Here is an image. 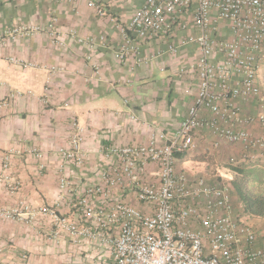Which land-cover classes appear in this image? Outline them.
<instances>
[{
  "label": "built area",
  "instance_id": "2783aa9c",
  "mask_svg": "<svg viewBox=\"0 0 264 264\" xmlns=\"http://www.w3.org/2000/svg\"><path fill=\"white\" fill-rule=\"evenodd\" d=\"M89 7L104 16L94 2ZM189 16L196 35L184 22ZM223 24L229 31L227 39L219 37ZM176 25L188 34L169 45L168 54L176 56L183 47H196L195 58L177 68L179 76L195 73L198 78L186 117L171 134L151 132L145 144L101 146L95 180L72 198L69 177L86 161L82 137L76 132L68 147L58 150L61 168L56 205L36 213L50 218L54 236L64 234L78 248L103 251L114 264H264V229L236 213L228 188L177 169V155L196 150L199 136H207L215 149L222 143L241 145L252 152L249 158L264 161V132L252 131L254 126L264 131L260 74L264 67V0H144L122 31L114 58L123 61L137 53V41L170 37ZM56 31H50L54 38ZM66 35L94 49L92 39L72 29ZM54 43L63 46L60 40ZM85 58L93 63L91 55ZM93 67L98 69L95 63ZM250 106L254 113L247 115L244 109ZM130 119L137 122L134 116ZM36 156L41 158L40 153ZM7 168L5 157L3 170ZM3 179L8 178L3 174ZM63 198L68 199L74 215L57 213ZM20 207L31 216L36 214L24 204ZM18 215L16 209L0 212L5 219Z\"/></svg>",
  "mask_w": 264,
  "mask_h": 264
},
{
  "label": "crops",
  "instance_id": "0c3cea01",
  "mask_svg": "<svg viewBox=\"0 0 264 264\" xmlns=\"http://www.w3.org/2000/svg\"><path fill=\"white\" fill-rule=\"evenodd\" d=\"M90 2L104 16H98ZM143 4L144 0H0V212L19 211L14 219L0 217V264H114L103 251L78 248L64 234L54 236L50 218L36 212L56 205L58 150L68 147L73 134L80 133L86 154L84 167L69 177V191L76 198L95 180L101 146L145 144L156 131L171 134L193 104L197 75L179 76L177 68L195 58L196 47L168 54L169 45L188 34L178 25L170 37L137 41V53L123 61L114 58L122 31ZM184 22L196 35L190 16ZM53 28L56 38L50 34ZM71 29L92 39L94 49L76 44L66 35ZM128 35L133 38L131 32ZM219 37H229L224 24ZM88 55L97 70L86 60ZM254 109L244 112L250 115ZM252 131L264 132L255 126ZM177 169L181 170L178 165ZM21 204L36 214L29 215ZM56 210L62 216L74 215L66 198Z\"/></svg>",
  "mask_w": 264,
  "mask_h": 264
},
{
  "label": "trees",
  "instance_id": "16d2710c",
  "mask_svg": "<svg viewBox=\"0 0 264 264\" xmlns=\"http://www.w3.org/2000/svg\"><path fill=\"white\" fill-rule=\"evenodd\" d=\"M205 138V139H204ZM204 140V141H203ZM201 141V143H199ZM197 149L206 147L213 148L211 140L206 136L197 140ZM199 143V144H198ZM240 146L238 152H234L232 147ZM220 148V149H219ZM215 149V148H214ZM219 149L221 159L228 162L226 168L232 173L229 181H225L228 188L231 205L239 216L244 218L264 219V161L252 160L248 157V150H244L241 145H229L222 143ZM189 153L177 155L179 164L186 160ZM218 186H225L217 181H207ZM261 230V229H259Z\"/></svg>",
  "mask_w": 264,
  "mask_h": 264
},
{
  "label": "rangeland",
  "instance_id": "374dc122",
  "mask_svg": "<svg viewBox=\"0 0 264 264\" xmlns=\"http://www.w3.org/2000/svg\"><path fill=\"white\" fill-rule=\"evenodd\" d=\"M260 74L264 90V67ZM255 133L260 134L261 131H255ZM239 147L240 146L232 147L233 151L238 152L240 150ZM219 149L211 147L198 148L190 152L185 161L180 164L178 163V168L185 171L190 176L203 177L206 181H217L216 183H223V185L226 186L228 184L225 183V181L231 179L232 173L226 168L228 163L226 159L220 158ZM259 164L264 165V163ZM247 221L258 229H264V219L251 217L248 218Z\"/></svg>",
  "mask_w": 264,
  "mask_h": 264
}]
</instances>
